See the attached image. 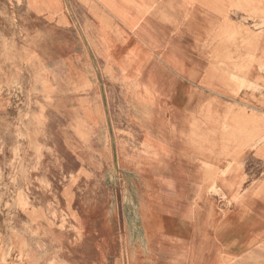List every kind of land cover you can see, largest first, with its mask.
Listing matches in <instances>:
<instances>
[{
	"label": "rangeland",
	"instance_id": "obj_1",
	"mask_svg": "<svg viewBox=\"0 0 264 264\" xmlns=\"http://www.w3.org/2000/svg\"><path fill=\"white\" fill-rule=\"evenodd\" d=\"M185 3L219 21L211 57L227 75L222 88L237 98L233 114L264 110V0ZM91 6V0H0V264H177L180 248L159 216L157 183L135 157L141 136L127 121L122 88L101 80L109 118L101 146L94 133L101 123H93L85 100L95 85L72 82L77 72L66 43L87 49ZM133 23L149 39L135 31L128 36L151 53L153 31ZM250 131L237 142L225 140L220 158L203 166L219 220L217 239L208 229L205 243H217L221 264H264V121ZM28 215L45 222L31 224Z\"/></svg>",
	"mask_w": 264,
	"mask_h": 264
},
{
	"label": "crops",
	"instance_id": "obj_2",
	"mask_svg": "<svg viewBox=\"0 0 264 264\" xmlns=\"http://www.w3.org/2000/svg\"><path fill=\"white\" fill-rule=\"evenodd\" d=\"M91 1L86 18L90 40L87 49L66 43L77 72L72 82L95 85L93 95L98 96V102H91L88 93L87 104L97 118L93 123L105 128L109 118L100 93L101 80L122 88L128 106L127 121L141 136L135 157L149 167L157 183L159 216L168 222L171 237L180 248L176 263L221 264L217 243H205L208 229L215 231L217 239L219 220L216 201L208 195L211 185L203 166L220 158L222 123L227 114L238 109L232 89H223L219 82L228 79L226 73L211 57L219 41L213 34L219 21L185 0ZM107 17L111 21H104ZM133 19L143 21L153 31L151 53L147 50L150 46L128 36L135 31L139 37L149 39L143 30L134 27ZM82 41L77 37V43ZM106 145L107 141L101 146ZM223 186L220 176L217 187L222 190ZM29 218L31 224L45 222L40 215Z\"/></svg>",
	"mask_w": 264,
	"mask_h": 264
},
{
	"label": "bare ground",
	"instance_id": "obj_3",
	"mask_svg": "<svg viewBox=\"0 0 264 264\" xmlns=\"http://www.w3.org/2000/svg\"><path fill=\"white\" fill-rule=\"evenodd\" d=\"M100 3V2H99ZM107 21L111 20V17H107L105 18ZM94 29V28H93ZM95 31V30H92V32ZM114 34V33H113ZM186 73V72H185ZM202 77V76H201ZM240 77V76H239ZM237 79V78H236ZM61 82V81H60ZM63 83V82H61ZM60 83V84H61ZM71 85V84H70ZM87 85H89L87 83ZM72 88H74L73 85H71ZM261 87H263L261 85ZM60 92H64L66 91V89L64 88H61L59 89ZM88 97L85 99L87 101ZM98 96L96 95H93L92 94V98H90L91 102L93 103H97L98 102ZM242 106H245V107H250L248 106L247 104L245 105L244 103H241ZM252 108V107H250ZM253 109V112H249L247 111L246 109L244 108H241L238 112H239V115H234L233 111L230 113V114H227L226 117H225V123H228V128L229 129H223L222 133H223V140H224V144L229 140V138H233V141L234 142H237V140L239 139V137H245L246 135H250L248 133H250V129L253 127V125H255V123H260L261 121H264V110L262 111H259L257 109H255L254 107L252 108ZM236 118V121L237 123H250L245 127V125H240V124H235L233 125L232 123H229L228 122V119H232L233 117ZM131 117H133L135 120L134 123H136V125H140V123H138L139 119L138 117H136V113L132 112L131 113ZM209 117V116H207ZM101 121V120H100ZM231 132V134L229 133ZM234 132V133H232ZM94 133L96 136H98V140H99V143L100 144H104V142L106 143V141H108V134L106 132V128L103 126V124H99L98 126L94 127ZM242 134V135H241ZM255 134V132H254ZM225 135V136H224ZM241 135V136H240ZM226 140V142H225ZM223 144V145H224ZM227 148H224L223 150L225 151ZM235 154V153H234ZM232 154V155H234ZM239 158V157H238ZM237 158V159H238ZM237 161V160H235ZM238 163H236L237 165ZM234 165V164H233ZM249 197V196H248ZM145 224V223H144ZM1 234V233H0ZM2 235V234H1ZM22 253V251L20 252ZM20 256H22V254H20ZM23 257V256H22Z\"/></svg>",
	"mask_w": 264,
	"mask_h": 264
}]
</instances>
